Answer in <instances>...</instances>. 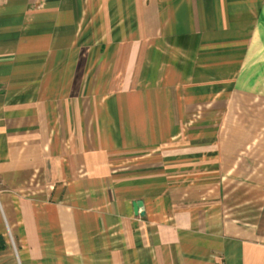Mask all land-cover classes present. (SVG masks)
<instances>
[{"label": "crops", "instance_id": "0c3cea01", "mask_svg": "<svg viewBox=\"0 0 264 264\" xmlns=\"http://www.w3.org/2000/svg\"><path fill=\"white\" fill-rule=\"evenodd\" d=\"M260 101L264 0H0V264H264Z\"/></svg>", "mask_w": 264, "mask_h": 264}, {"label": "rangeland", "instance_id": "374dc122", "mask_svg": "<svg viewBox=\"0 0 264 264\" xmlns=\"http://www.w3.org/2000/svg\"><path fill=\"white\" fill-rule=\"evenodd\" d=\"M230 84V83H229ZM254 102H257V101H254ZM229 107H230V104H229ZM258 107H260V109H261V112L262 111H264V103L263 102H261L260 101V104H259V106ZM229 112L230 113H234L235 112V109H234V107H233V109L232 110H229ZM229 123H232V121H229ZM234 123V122H233Z\"/></svg>", "mask_w": 264, "mask_h": 264}, {"label": "water", "instance_id": "95a60500", "mask_svg": "<svg viewBox=\"0 0 264 264\" xmlns=\"http://www.w3.org/2000/svg\"><path fill=\"white\" fill-rule=\"evenodd\" d=\"M142 204H143L142 201L135 202V210L138 211L139 207L142 206Z\"/></svg>", "mask_w": 264, "mask_h": 264}]
</instances>
